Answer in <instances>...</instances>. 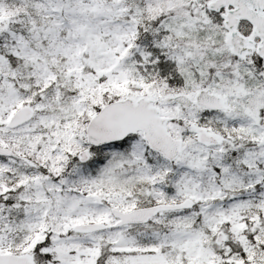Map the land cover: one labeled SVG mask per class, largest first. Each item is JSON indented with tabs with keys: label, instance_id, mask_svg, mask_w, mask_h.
Instances as JSON below:
<instances>
[{
	"label": "snow or ice",
	"instance_id": "1",
	"mask_svg": "<svg viewBox=\"0 0 264 264\" xmlns=\"http://www.w3.org/2000/svg\"><path fill=\"white\" fill-rule=\"evenodd\" d=\"M0 264H264V0H0Z\"/></svg>",
	"mask_w": 264,
	"mask_h": 264
}]
</instances>
